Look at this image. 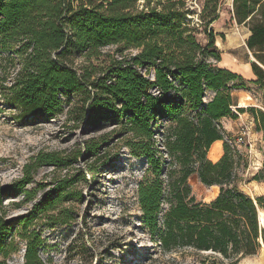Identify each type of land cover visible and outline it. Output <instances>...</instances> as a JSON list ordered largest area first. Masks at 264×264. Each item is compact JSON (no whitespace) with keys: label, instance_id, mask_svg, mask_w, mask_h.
<instances>
[{"label":"trees","instance_id":"1","mask_svg":"<svg viewBox=\"0 0 264 264\" xmlns=\"http://www.w3.org/2000/svg\"><path fill=\"white\" fill-rule=\"evenodd\" d=\"M139 1L0 0V58L8 61L0 65V95L23 119L52 115L70 103V113L91 125L113 122L114 129L89 141L87 149L98 156L115 139L146 159L150 175L139 183L138 201L143 225L162 249L210 251L237 260L255 255L264 244L258 211L264 209V195L254 199L241 188L240 168L247 161L222 123L237 118L232 90L246 88L247 81L218 65L222 53L211 25L220 17L221 0H203L199 26L192 25L186 0L156 5L146 0L142 8ZM233 14L249 28L246 44L256 58L251 83L264 90V0H233ZM110 45L119 55L108 54L100 65L90 61L106 56L103 49ZM130 48L137 52L124 55ZM80 56L87 60L76 66ZM8 65L16 69L13 76ZM208 91L215 95L205 102ZM249 111L264 134V110ZM216 141H223V155L214 162L209 153ZM43 165L67 162L59 152H41L22 178L0 184V264H9L7 258L18 250L16 225L26 242L25 264H45L39 255L44 240L30 225L58 203L81 197L70 190L75 181L66 178L30 212L8 218L5 200L30 198L27 186ZM193 174L204 185L219 187L212 201L196 200L189 183ZM253 179L264 181V170ZM69 214L61 209L48 217L67 223Z\"/></svg>","mask_w":264,"mask_h":264},{"label":"rangeland","instance_id":"2","mask_svg":"<svg viewBox=\"0 0 264 264\" xmlns=\"http://www.w3.org/2000/svg\"><path fill=\"white\" fill-rule=\"evenodd\" d=\"M157 1L152 0L151 4L156 5ZM139 2L142 8L146 0ZM186 6L191 11L192 25L199 26L203 0H186ZM211 26L216 34V46L222 53L218 65L240 73L247 81L246 88L232 90L235 99L232 110L237 118L228 117L229 121L224 120L223 126L247 161V166L243 164L240 168L244 179L241 188L257 199L264 195V181L253 179L264 170V134L256 130L249 107L264 110V90L248 79L253 74L252 67L245 68L246 64L251 66L253 54L246 44L250 31L234 18L233 0H221L220 17ZM203 28L202 25L200 29ZM198 38L207 43L204 33ZM116 48L107 46L103 49L106 56L90 61L100 65L104 59L108 60V54L119 55ZM136 52L130 48L124 55ZM86 60L80 56L75 65L80 66ZM1 64L6 65L8 61L0 58ZM8 68L13 76L16 69L10 65ZM214 95L215 92L208 91L205 102ZM243 104L250 106L239 107ZM70 107V103H65L52 115L23 119L19 117L20 111L9 107L0 95V184L8 185L22 178L26 165L41 152H59L67 162L62 167H38L33 173V181L27 186L30 198L21 194L5 200L7 217L27 214L48 191L66 178L75 181L70 190L81 193L80 198L60 202L47 213H41L30 225V229H35L44 240L39 255L45 264H264V245L257 254L239 260L210 251L162 249L143 225V212L138 201L139 183L150 175L146 159L131 154L122 141L115 139L110 140L98 156H93L87 149L88 142L112 131L115 125L113 122L91 125L86 117L73 116ZM169 123V120L163 122L159 138ZM83 175L87 180L82 179ZM189 183L197 201L210 202L219 194V187L216 190L204 185L197 174L191 175ZM61 209H69L71 219L67 223H54L48 215L57 214ZM21 229V225L14 227L13 239L18 250L7 258L9 264H25L26 242L19 236Z\"/></svg>","mask_w":264,"mask_h":264},{"label":"bare ground","instance_id":"3","mask_svg":"<svg viewBox=\"0 0 264 264\" xmlns=\"http://www.w3.org/2000/svg\"><path fill=\"white\" fill-rule=\"evenodd\" d=\"M248 35H250V34H248ZM250 65L249 64H246L245 65V68L247 69H250ZM248 106H250V104H243V106L242 107H248ZM220 150H221V144L219 143V144H214L213 146H212V148H211V150H210V153H209V158L210 159H213V160H217L218 159V157H219V155H220ZM219 160V159H218ZM215 188H216V190H217V187L216 186H214ZM215 194H217V192H215ZM217 196V195H216ZM215 196V197H216ZM258 209H259V217H260V222H261V225H263L264 226V210L261 208V207H259L258 206ZM264 245V244H263Z\"/></svg>","mask_w":264,"mask_h":264},{"label":"crops","instance_id":"4","mask_svg":"<svg viewBox=\"0 0 264 264\" xmlns=\"http://www.w3.org/2000/svg\"><path fill=\"white\" fill-rule=\"evenodd\" d=\"M248 37H249V35H248ZM247 37V38H248ZM250 51V50H249ZM251 52V51H250ZM253 56V55H252ZM251 61V60H250ZM250 64H251V62H249ZM251 67H252V65H251ZM253 71V70H252ZM238 74H240V73H238ZM254 77H255V74L253 73L252 75H250V77L248 78L249 80H253L254 79ZM243 105H239V107H242ZM229 118L228 117H225V118H223L222 119V123H226L224 120H227V121H229L228 120ZM234 119V118H233ZM225 128V127H224ZM226 129V128H225ZM226 131H227V129H226ZM227 133L229 134V135H231L228 131H227ZM221 144V150H220V155H219V157H218V159H220L221 157H222V155H223V151H222V149H223V141H216L214 144ZM213 144V145H214ZM218 159L217 160H213V159H211L212 161H214V162H216V161H218Z\"/></svg>","mask_w":264,"mask_h":264},{"label":"water","instance_id":"5","mask_svg":"<svg viewBox=\"0 0 264 264\" xmlns=\"http://www.w3.org/2000/svg\"><path fill=\"white\" fill-rule=\"evenodd\" d=\"M256 61V58L254 56L251 57V62H254ZM259 211V210H258ZM259 220H260V217H259ZM261 224V223H260Z\"/></svg>","mask_w":264,"mask_h":264},{"label":"built area","instance_id":"6","mask_svg":"<svg viewBox=\"0 0 264 264\" xmlns=\"http://www.w3.org/2000/svg\"><path fill=\"white\" fill-rule=\"evenodd\" d=\"M252 124H253V122H252ZM247 129L249 130L250 128H249V127H247Z\"/></svg>","mask_w":264,"mask_h":264}]
</instances>
